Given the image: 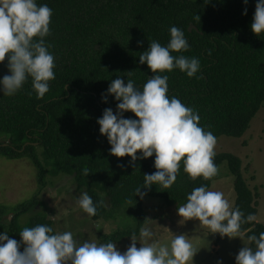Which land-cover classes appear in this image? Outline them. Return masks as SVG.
Masks as SVG:
<instances>
[{
	"label": "trees",
	"instance_id": "obj_1",
	"mask_svg": "<svg viewBox=\"0 0 264 264\" xmlns=\"http://www.w3.org/2000/svg\"><path fill=\"white\" fill-rule=\"evenodd\" d=\"M53 10L51 35L46 38L55 56V80L43 99H37L31 80L14 97L0 92V152L7 158H28L37 170L41 187L46 174L71 176L77 190L97 204L99 220L122 211L137 221L135 229L117 231L107 242L121 243L133 233L139 236L146 221L143 199L135 197L144 185V175L156 171L155 156L137 160L110 154V144L97 123L106 108L117 110V101L107 90L112 80L132 79L138 88L154 74L139 56L152 40L169 42V28L184 31L189 51L201 71L188 78L178 69L169 76V97L175 96L200 115V126L217 139L242 138L264 104V34L251 30L257 0H37ZM245 10L247 15H245ZM191 26L196 29L189 31ZM143 42L141 46L140 42ZM211 53V55H209ZM173 53V55H179ZM5 59L0 79L10 75ZM131 72V73H130ZM103 94V97H102ZM107 99V103L104 101ZM125 118H136L133 113ZM7 145V146H4ZM227 161L235 177V206L248 214L258 213V195L247 184L242 160L230 153H216L217 168ZM87 170V175H85ZM215 177V176H214ZM214 177L195 181L183 172L171 189L153 185L144 197L161 198L170 207L186 203L191 191L202 185L211 189ZM110 200V210L100 194ZM131 201V203H129ZM39 201L16 207L0 204V233L21 240L24 227L55 224L46 212L37 211ZM32 216L26 223L22 218ZM108 216V217H109ZM247 238L264 232L256 221L242 225ZM254 247V245H250ZM23 251V246L20 249Z\"/></svg>",
	"mask_w": 264,
	"mask_h": 264
},
{
	"label": "clouds",
	"instance_id": "obj_2",
	"mask_svg": "<svg viewBox=\"0 0 264 264\" xmlns=\"http://www.w3.org/2000/svg\"><path fill=\"white\" fill-rule=\"evenodd\" d=\"M244 14L247 15L246 10ZM52 16V8L38 4L37 0H0V64L7 58L10 72L0 79V92L4 96L17 95L29 79L37 99H43L50 91L56 64L46 38L51 35ZM251 30L257 36L264 34V0H257ZM169 34L166 45L152 40L139 56L140 64H146L154 75L142 89L132 79L126 84L123 78L112 80L107 94L117 101V110L114 113L106 108L97 120L112 156L131 157L132 162L137 160V153H141L142 159L155 156L156 171L145 174L143 187L135 191V197L141 199L145 195L142 188L150 190L158 185L171 189L177 182L181 164L183 172L193 181L200 177L207 181L218 173L214 163L217 137L200 126V115L194 108L168 95L169 76L163 73L178 69L194 78L201 71L198 58L179 54L190 48L184 31L171 26ZM104 101L107 103L106 97ZM128 112L136 118H125ZM76 204L88 217L97 215V204L86 191L76 197ZM177 214L182 218L180 223L198 220L200 227L228 238L242 237V225L258 219L251 213L245 216L223 192L210 190L206 185L194 188L186 203L179 205ZM148 221L139 229V242L133 233L131 245L123 252L113 242L78 243L71 231L54 233L52 227L44 224L24 227L19 233L20 241L3 232L0 264H193L197 253L191 238L173 234L169 242L161 243L153 239ZM247 240L254 247L245 244L236 256V264H264V232L249 235Z\"/></svg>",
	"mask_w": 264,
	"mask_h": 264
},
{
	"label": "rangeland",
	"instance_id": "obj_3",
	"mask_svg": "<svg viewBox=\"0 0 264 264\" xmlns=\"http://www.w3.org/2000/svg\"><path fill=\"white\" fill-rule=\"evenodd\" d=\"M0 141H6V138H0ZM214 151L219 154L230 153L242 160L244 178L251 190L258 195L256 222L264 225V104L242 138L222 136L217 139ZM45 183L41 187L37 170L30 159L7 158L0 152V204L16 207L36 199L39 201L37 211L50 215L56 232L71 231L78 243L85 240L98 244L107 243L115 232L137 227L135 218L126 211L115 217L108 213L109 217L105 215L99 220L88 217L76 204V197L86 190H77L71 176L53 177L48 173L42 185ZM210 190L223 192L225 198L235 206V177L231 174L227 161L218 168ZM100 196L110 210L109 198L104 193ZM142 203L145 218L150 220L147 223L154 233V240L167 243L173 234H185L191 238L197 253L193 264H218L220 261L223 264H236L239 251L246 245L250 246L244 235L239 238L222 237L206 227H200L198 220L180 223L182 218L177 214L178 208L168 206L161 198L146 196ZM31 216L32 214L24 216L22 222L26 223ZM137 238L139 242V236ZM131 243V238H126L116 245L123 252ZM137 247L141 245L137 243Z\"/></svg>",
	"mask_w": 264,
	"mask_h": 264
},
{
	"label": "water",
	"instance_id": "obj_4",
	"mask_svg": "<svg viewBox=\"0 0 264 264\" xmlns=\"http://www.w3.org/2000/svg\"><path fill=\"white\" fill-rule=\"evenodd\" d=\"M193 29H196L195 26H191V27L189 28V31H192ZM4 146H7V145H4Z\"/></svg>",
	"mask_w": 264,
	"mask_h": 264
}]
</instances>
